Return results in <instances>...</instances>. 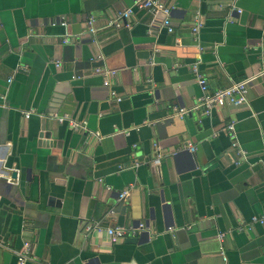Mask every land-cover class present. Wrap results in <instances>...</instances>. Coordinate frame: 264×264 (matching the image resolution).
<instances>
[{"label":"crops","instance_id":"0c3cea01","mask_svg":"<svg viewBox=\"0 0 264 264\" xmlns=\"http://www.w3.org/2000/svg\"><path fill=\"white\" fill-rule=\"evenodd\" d=\"M162 1L171 32L149 10L107 26L134 0H0V264L24 241L25 264H264V76L242 104L173 109L202 93L193 64L209 90L264 67V0ZM121 215L143 227L83 229Z\"/></svg>","mask_w":264,"mask_h":264},{"label":"built area","instance_id":"2783aa9c","mask_svg":"<svg viewBox=\"0 0 264 264\" xmlns=\"http://www.w3.org/2000/svg\"><path fill=\"white\" fill-rule=\"evenodd\" d=\"M149 10L153 14H161V25L167 29L168 32L173 31V26L171 23V8L166 5L162 0H134L132 6L127 7L119 12L113 17H110L107 21V26H114L116 28L120 26H129V23L126 21L127 18L133 13V10ZM94 21L93 17L89 18V23L92 24ZM65 21H61V24L65 25ZM197 25L194 27L196 30ZM64 41H68V38H64ZM192 70L196 75V79L201 87L202 93L198 96L196 103L192 105L190 108L185 107H174V111L181 117L183 114L187 113L190 109H195L203 115L211 114L212 110L222 107L226 104L230 105H239L247 100V93L251 82L254 81L257 77L264 76V67L253 76H248L239 81L233 82L231 85L221 88H216L213 90H209L208 86L203 78V76L198 72L197 64L192 65ZM95 71L102 74L104 77L103 84L106 86L110 85V78L115 74V70L107 69L103 67L95 68ZM112 96H115V92L110 90ZM117 100H120V97H116ZM29 112H25V116H29ZM61 121L64 118L58 117ZM70 127L74 130H79L83 128V124L76 120L70 121ZM226 131L230 135V137L234 140L232 142V147L235 152L239 155H245V153L238 148V144L235 141V132L234 125L230 123L226 126ZM97 138H100L98 132L94 133ZM188 148L191 150H195L192 142L187 141ZM163 153L158 143L154 144V154L151 160L153 165H158L161 162ZM130 193V188L126 187L121 192L118 193V200L120 202H124ZM251 222H260L264 223L263 216L254 215L251 217ZM143 227V224L140 223L136 227L124 226V225H113V226H102L98 222L88 221L83 224V229L86 232H104L110 239L111 242H117L122 239L125 235L136 234V230ZM224 237V232L219 233V239ZM220 252L222 253V257L226 260V256L224 254L223 247H220ZM17 257V264H25L28 260L34 258L31 252V243L29 241H24L22 246L15 251Z\"/></svg>","mask_w":264,"mask_h":264},{"label":"water","instance_id":"95a60500","mask_svg":"<svg viewBox=\"0 0 264 264\" xmlns=\"http://www.w3.org/2000/svg\"><path fill=\"white\" fill-rule=\"evenodd\" d=\"M39 135H40V136H43V135H44V136H48L49 133H48V132H42V134L40 133ZM120 208H121V209H119V210H121V214H123L125 207L121 205ZM120 219H121V220H120L119 224H120V225L124 224V220H123L124 218H123L122 215L120 216Z\"/></svg>","mask_w":264,"mask_h":264}]
</instances>
